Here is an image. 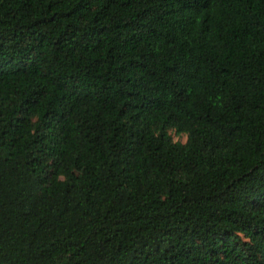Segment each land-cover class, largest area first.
<instances>
[{
    "label": "trees",
    "instance_id": "1",
    "mask_svg": "<svg viewBox=\"0 0 264 264\" xmlns=\"http://www.w3.org/2000/svg\"><path fill=\"white\" fill-rule=\"evenodd\" d=\"M0 264H264V0H0Z\"/></svg>",
    "mask_w": 264,
    "mask_h": 264
},
{
    "label": "rangeland",
    "instance_id": "2",
    "mask_svg": "<svg viewBox=\"0 0 264 264\" xmlns=\"http://www.w3.org/2000/svg\"><path fill=\"white\" fill-rule=\"evenodd\" d=\"M170 133L174 141H179L185 143L187 141V134L178 133L175 129H170Z\"/></svg>",
    "mask_w": 264,
    "mask_h": 264
}]
</instances>
